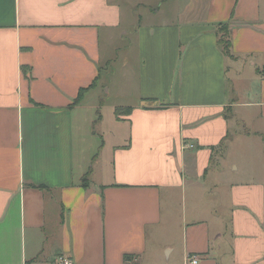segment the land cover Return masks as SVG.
<instances>
[{"label": "crops", "instance_id": "0c3cea01", "mask_svg": "<svg viewBox=\"0 0 264 264\" xmlns=\"http://www.w3.org/2000/svg\"><path fill=\"white\" fill-rule=\"evenodd\" d=\"M145 3L0 0V264H264V141L251 164L223 156L264 122V0Z\"/></svg>", "mask_w": 264, "mask_h": 264}, {"label": "rangeland", "instance_id": "374dc122", "mask_svg": "<svg viewBox=\"0 0 264 264\" xmlns=\"http://www.w3.org/2000/svg\"><path fill=\"white\" fill-rule=\"evenodd\" d=\"M146 3L145 7L141 8L139 7L136 11L137 16L140 18V16L145 17L149 16V10L150 9H160L163 12H169L173 8L172 0H144ZM124 14L127 13V10H123ZM154 21H160V19H153ZM130 39H126L124 41H120L118 43V50L116 52V62L112 63L110 67H107L104 69L102 72V80L104 81L105 84V96H106V101H108L110 98L109 95L107 94V89H112L114 87V80L116 73H120L122 69L127 67L125 63H128L127 60H129V57L124 58V52L127 49ZM133 62V61H132ZM229 91L231 94V97H234L236 99L235 92L237 90L240 91V96L237 101H247L248 99H253V88L256 85L257 81L253 80L252 81V74H249L248 72H243L241 75V78L236 79V73L234 74L233 72L230 73L229 75ZM117 79V78H116ZM117 82H119V78L117 79ZM97 111V110H96ZM95 111V112H96ZM102 112V111H101ZM103 113V112H102ZM104 117H105V122L106 124H109L110 121L113 120L114 118V113L112 111L105 110L104 111ZM100 116V114H99ZM97 115V117H99ZM95 117V116H94ZM240 118L242 117L239 116ZM241 122V121H240ZM240 124V123H239ZM262 129L264 131V122H252L251 126H248L246 123L240 124V127H234V130L232 131V137L229 138V146H230V154L223 155L224 157H228L229 160H235V159H240L239 162L241 161H246L247 159L250 160V164L252 163L251 157L255 153H259L263 151L262 149V142L264 141L263 137H258L255 132L256 129ZM246 132L252 134V140H247L246 139ZM252 143L254 144V149L249 146V144ZM102 142H100V145ZM258 145V146H257ZM262 145V146H261ZM264 147V146H263ZM243 157V158H242ZM219 158V156L217 157ZM217 159L215 160L213 164L216 166ZM249 162V161H248ZM256 165V164H255ZM229 166V163L227 164V168ZM256 167L257 170H262L264 172V164L262 162L258 163V166ZM214 172V170H213Z\"/></svg>", "mask_w": 264, "mask_h": 264}, {"label": "trees", "instance_id": "16d2710c", "mask_svg": "<svg viewBox=\"0 0 264 264\" xmlns=\"http://www.w3.org/2000/svg\"><path fill=\"white\" fill-rule=\"evenodd\" d=\"M219 44L222 47L225 54L229 55L231 54V41H230V33H229V26L228 25H221L219 29ZM96 85V82L88 89H82L79 92L78 98L75 100V104H78L80 100L82 99L83 95L89 90L94 88ZM167 106H161L158 109H165ZM132 112L131 108H116L115 109V115L117 119H120L121 116H128ZM85 184L88 185V178L85 179Z\"/></svg>", "mask_w": 264, "mask_h": 264}, {"label": "built area", "instance_id": "2783aa9c", "mask_svg": "<svg viewBox=\"0 0 264 264\" xmlns=\"http://www.w3.org/2000/svg\"><path fill=\"white\" fill-rule=\"evenodd\" d=\"M188 263L189 264H200L199 263V259H197V258H189L188 259ZM69 264V263H68Z\"/></svg>", "mask_w": 264, "mask_h": 264}]
</instances>
